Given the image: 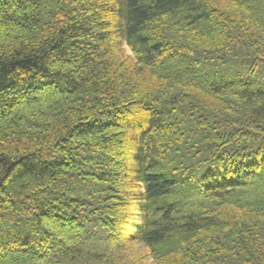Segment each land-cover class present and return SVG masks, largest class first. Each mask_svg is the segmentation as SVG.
<instances>
[{"label": "trees", "instance_id": "obj_1", "mask_svg": "<svg viewBox=\"0 0 264 264\" xmlns=\"http://www.w3.org/2000/svg\"><path fill=\"white\" fill-rule=\"evenodd\" d=\"M0 264H264V0H0Z\"/></svg>", "mask_w": 264, "mask_h": 264}]
</instances>
